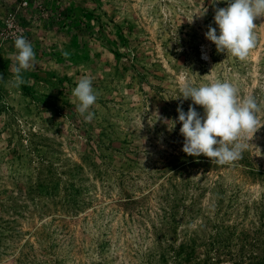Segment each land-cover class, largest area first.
Masks as SVG:
<instances>
[{
  "label": "rangeland",
  "instance_id": "obj_1",
  "mask_svg": "<svg viewBox=\"0 0 264 264\" xmlns=\"http://www.w3.org/2000/svg\"><path fill=\"white\" fill-rule=\"evenodd\" d=\"M224 7L0 0V264H264V17L240 61L205 37ZM14 33L35 52L19 88ZM83 76L91 122L72 95ZM183 80L255 97L262 126L240 159L182 151L166 121L192 103Z\"/></svg>",
  "mask_w": 264,
  "mask_h": 264
},
{
  "label": "clouds",
  "instance_id": "obj_2",
  "mask_svg": "<svg viewBox=\"0 0 264 264\" xmlns=\"http://www.w3.org/2000/svg\"><path fill=\"white\" fill-rule=\"evenodd\" d=\"M264 17V0H227V7L217 8L214 14L216 28L208 26L206 39L216 46L217 52L230 53L240 61L246 60L249 51L256 45L254 20ZM217 28L219 32H217ZM14 35L16 64L12 68L15 87L24 84L23 72L35 67V52L23 34ZM67 57L68 53H64ZM3 80V77H0ZM183 100H191L187 112L177 107L178 118L166 121L171 129L180 123V134L184 137L182 151L193 157L201 155L219 165L231 164L240 159L247 148L248 135L254 133L259 123L260 107L255 97H242L240 90L229 81L216 80L201 86L190 81H181ZM76 111L91 122L99 93L94 90L88 76L81 77L73 89ZM201 106V115L195 106ZM170 129V130H171Z\"/></svg>",
  "mask_w": 264,
  "mask_h": 264
},
{
  "label": "trees",
  "instance_id": "obj_3",
  "mask_svg": "<svg viewBox=\"0 0 264 264\" xmlns=\"http://www.w3.org/2000/svg\"><path fill=\"white\" fill-rule=\"evenodd\" d=\"M198 261V260H197ZM202 261L203 264H209V260H200V262Z\"/></svg>",
  "mask_w": 264,
  "mask_h": 264
}]
</instances>
